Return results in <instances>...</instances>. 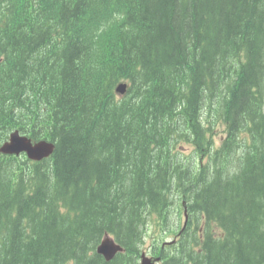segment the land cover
<instances>
[{
  "label": "trees",
  "instance_id": "16d2710c",
  "mask_svg": "<svg viewBox=\"0 0 264 264\" xmlns=\"http://www.w3.org/2000/svg\"><path fill=\"white\" fill-rule=\"evenodd\" d=\"M15 130L0 264H264V0H0Z\"/></svg>",
  "mask_w": 264,
  "mask_h": 264
},
{
  "label": "water",
  "instance_id": "95a60500",
  "mask_svg": "<svg viewBox=\"0 0 264 264\" xmlns=\"http://www.w3.org/2000/svg\"><path fill=\"white\" fill-rule=\"evenodd\" d=\"M127 86L124 83L118 85L116 91L120 94L126 92ZM54 150V144L46 140L33 142L31 138L26 135L20 134V132L14 131L11 133L9 140L6 141L1 147L0 152L5 154L19 155L22 152H26L29 158L35 160H41L44 157H48ZM98 253L102 254L107 260L114 257L116 253L122 251V247L115 242V240L106 236L100 245L97 247ZM140 264H156L154 260L142 254Z\"/></svg>",
  "mask_w": 264,
  "mask_h": 264
},
{
  "label": "rangeland",
  "instance_id": "374dc122",
  "mask_svg": "<svg viewBox=\"0 0 264 264\" xmlns=\"http://www.w3.org/2000/svg\"><path fill=\"white\" fill-rule=\"evenodd\" d=\"M170 239H171V237H167V238H166V240H170ZM147 247H148V246H147Z\"/></svg>",
  "mask_w": 264,
  "mask_h": 264
}]
</instances>
